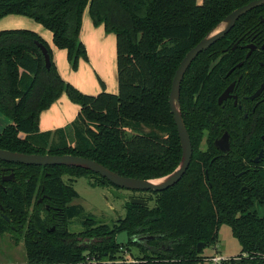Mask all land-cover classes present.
Listing matches in <instances>:
<instances>
[{
  "label": "trees",
  "instance_id": "obj_1",
  "mask_svg": "<svg viewBox=\"0 0 264 264\" xmlns=\"http://www.w3.org/2000/svg\"><path fill=\"white\" fill-rule=\"evenodd\" d=\"M252 1L0 0V21L21 16L42 25L55 46L67 52L74 71L88 59L81 40L88 11L96 27L116 35L119 79L118 94H83L62 79L38 33L0 31V113L12 121L0 132V150L84 157L131 179L168 176L183 156L170 107L175 74L192 48ZM37 43L48 49L50 69ZM249 44L259 49L247 57ZM263 45L264 6L242 17L192 64L182 83L181 105L193 159L177 185L155 193L153 207L127 201L125 217L103 224L92 214L83 216L81 205H71L80 196L72 180L66 183L62 176H95L96 187L114 188L106 179L81 168L0 162V170L11 165L30 180L4 193L0 177V232L23 238L27 264H104L131 248L140 250L143 264H203L204 250L217 244L227 225L242 246L241 260L231 264H264V216L256 211L264 207V155L254 163L264 153V101L248 99L264 81ZM242 74L236 91L242 108L233 100L219 105L224 90ZM65 93L80 106L78 117L66 128L42 132L41 114ZM226 132L232 150L223 154L215 142ZM42 194L50 198L47 219L25 210ZM78 220L83 231L71 232V222ZM123 232L129 233L128 245L117 244ZM148 237L154 239H143ZM201 243L206 246L198 251Z\"/></svg>",
  "mask_w": 264,
  "mask_h": 264
},
{
  "label": "water",
  "instance_id": "obj_2",
  "mask_svg": "<svg viewBox=\"0 0 264 264\" xmlns=\"http://www.w3.org/2000/svg\"><path fill=\"white\" fill-rule=\"evenodd\" d=\"M264 6V0H255L247 5H244L231 14H229L222 23L204 39H202L194 48H192L182 60L172 83V89L170 94V107L171 112L174 116V121L178 129L179 138L183 150V156L181 163L177 169L169 174L168 176L157 179V180H138L122 177L111 170L107 169L103 165L79 156L64 155V156H54V155H29L16 153L6 150H0V162H5L9 164H21L25 166H36V167H51V166H64L81 168L90 171L96 175L109 181L113 187L110 192L115 197L124 202L130 201L134 205H148L144 199L136 197L134 195H127L120 192L121 190L129 192H148L160 193L169 190L170 188L177 185L183 177L186 175L192 159H193V145L189 131L186 126V122L182 112L181 105V88L184 78L195 62V60L203 53L209 50L213 45L222 40L226 35H228L239 22V20L252 12L255 9ZM38 48L41 50L46 67L51 68V56L48 49L40 43H37ZM253 49V48H252ZM234 89V84L231 85L225 93L220 97L219 104H222L225 100L230 98V94ZM264 90V85L261 90L257 92L252 99L258 97ZM216 147L222 152H229L231 149L230 136L225 134L220 140L216 141ZM258 161V159L256 160ZM2 210L3 207L0 206ZM7 219V217H5ZM147 241H151L154 238L148 237L143 238ZM130 236L128 232H123L117 237L118 245H128L130 243ZM141 240H136L135 242H140ZM205 244L201 243L198 246V251H202L205 248Z\"/></svg>",
  "mask_w": 264,
  "mask_h": 264
},
{
  "label": "rangeland",
  "instance_id": "obj_3",
  "mask_svg": "<svg viewBox=\"0 0 264 264\" xmlns=\"http://www.w3.org/2000/svg\"><path fill=\"white\" fill-rule=\"evenodd\" d=\"M200 2L203 0H199ZM87 18L91 21L89 17V12L87 11ZM14 19H10V17L3 19L0 21V24L3 22H7V20H20V22L24 23L22 27L18 29H27L34 31L41 35L43 39L47 42L50 49L52 46V33L44 28L42 25L36 23L34 20L21 16H12ZM34 28H40L39 31L42 32L40 34ZM3 30H12V28H4ZM44 35V36H43ZM54 50L55 47H53ZM52 48V49H53ZM53 59L55 64L58 61L56 56V51L53 52ZM116 50H113L112 57L116 59V54H114ZM67 64V63H66ZM67 67V65H65ZM57 67V64H56ZM58 69V67H57ZM59 71V70H58ZM60 73V72H59ZM68 83V82H67ZM66 94V93H65ZM7 121L8 124H5ZM11 124V120L8 118L0 117V132L3 129ZM6 125V126H5ZM206 139H204L201 149H206ZM63 180L68 183L73 184L75 190L79 194V198L74 200L71 205H81L84 208L83 216L93 215L103 224L113 225L118 219L125 217L126 215V207L129 203L124 202L118 198H115L109 188H105L102 186H95V182L97 179L95 176H86V177H76L65 174L62 176ZM125 191V190H124ZM123 190L120 191L123 194H126ZM41 198V197H40ZM155 202L153 201L149 206L153 207ZM45 206L43 204L38 205V200L31 206L26 208V212L29 213L30 216L36 213H40L42 216H45L44 212ZM256 211L260 216H264V207H256ZM45 219H47L45 217ZM53 225L51 226V228ZM71 232L80 233L83 231V227L80 221H72L69 227ZM18 235L13 234L12 231L6 230L4 232H0V264H26L27 263V255L24 240L21 239ZM121 254L124 256L123 258L118 259L117 261H111V264H122V261L125 260H138L139 257H142L140 250L136 248L124 249ZM242 254V246L238 239H236L232 233V230L229 226L224 225L221 227L219 233V240L216 245L209 246L204 250V260L211 257H223L225 259H233L238 258ZM144 260V259H143ZM106 263L109 260H105ZM145 261V260H144ZM147 261V260H146ZM25 262V263H23ZM110 263V262H109Z\"/></svg>",
  "mask_w": 264,
  "mask_h": 264
},
{
  "label": "crops",
  "instance_id": "obj_4",
  "mask_svg": "<svg viewBox=\"0 0 264 264\" xmlns=\"http://www.w3.org/2000/svg\"><path fill=\"white\" fill-rule=\"evenodd\" d=\"M86 12L83 17L81 40L87 48L88 59H82L78 69L74 71L68 61L67 52L55 46L52 34V46L56 50L53 47L51 50L53 52L56 51L58 70L64 81L83 94L98 95L104 91L118 94L119 79L116 35L114 33H107L104 26L96 27L91 18V21L88 20ZM10 19H14V17H10ZM23 25L24 23L20 22V20H7V22L0 24V30L4 28H24L25 26L22 27ZM39 29L34 28V30L42 34ZM114 49L116 50L114 53L116 54V59L112 57ZM80 110L79 105L72 102L67 94H63L58 101L41 114L40 130L42 132H49L68 127L76 120ZM0 117L7 118L1 113ZM5 124H8L7 121Z\"/></svg>",
  "mask_w": 264,
  "mask_h": 264
},
{
  "label": "flooded vegetation",
  "instance_id": "obj_5",
  "mask_svg": "<svg viewBox=\"0 0 264 264\" xmlns=\"http://www.w3.org/2000/svg\"><path fill=\"white\" fill-rule=\"evenodd\" d=\"M226 37V36H225ZM224 37V38H225ZM238 45V44H237ZM237 45L236 46H234V48L233 49H235L236 47H237ZM246 48H247V50H248V54H247V57H250L252 54H253V52L254 51H256V50H258L259 48H258V46H256V45H254V44H249V45H247L246 46ZM253 48V49H252ZM262 49L264 50V45L262 46ZM262 65H263V63H261ZM242 64H240L239 66H241ZM245 77V74H242V75H240L239 76V78H238V80H235V81H233V82H231L229 85H228V87L224 90V92L222 93V95L225 93V91L231 86V85H233L234 84V89H233V91H232V93L230 94V98H228L227 100H225L222 104H219V99H220V97L222 96H220L219 97V99H218V104L219 105H223L225 102H227V101H230V100H233V102H234V105L235 106H239L240 108H242L241 106H240V101H239V97H238V95L236 94V91H237V86H238V83L239 82H241L242 80H243V78ZM264 85V81L261 83V85L257 88V90L254 92V94H252L251 96H249L248 97V99L249 100H251V101H258V103L257 104H259V102H263L264 101V90L261 92V94L258 96V97H256L255 99H252V97L257 93V92H259L260 90H261V88H262V86ZM247 98V97H246ZM225 134H229V133H224V135ZM223 135V136H224ZM222 136V137H223ZM229 136H230V134H229ZM221 137V138H222ZM221 138H219L218 140H220ZM218 140H216V141H218ZM216 143V142H215ZM230 144H231V136H230ZM215 146H216V144H215ZM217 148V147H216ZM218 149V148H217ZM219 150V149H218ZM231 150H232V145H231V149H230V151L229 152H222V151H220V152H222L223 154H228V153H230L231 152ZM263 155H264V153H263V151L262 152H260V154H259V156L254 160V163L255 164H258L259 162H261L262 161V159H263ZM258 159V161H256ZM7 164H9V163H7ZM0 177H1V181H2V184H1V187H2V189H3V191H4V193H8V192H11L12 190H13V188H14V186H16V185H18V186H21V187H23L24 186V183L26 184V183H29V179L28 178H24L23 177V175H22V173L21 172H18V170L16 171V167H14V166H11V165H7V166H4V167H1V170H0ZM110 189V191L113 189V188H109ZM115 189V188H114ZM42 191H44V189H42ZM122 191V190H121ZM124 191V190H123ZM124 192H126V194L127 195H134V196H136V197H139V198H142V199H144L145 200V202H147L148 203V205H150L153 201H154V199H155V193H153V192H151V191H148V192H129V191H124ZM41 197V198H40ZM47 199H50V198H48V196L46 195V194H42V195H38V196H36V199H34V201H33V204L35 203V201H37L38 200V205H40V204H43L44 206H45V208H44V212H47V210L49 211L50 210V208H49V204H48V202H47ZM149 199H151V200H149ZM127 202V201H126ZM148 205H146V206H148ZM0 206H2L1 204H0ZM3 207V206H2ZM57 209V208H56ZM58 210H61V209H59L58 208ZM0 211L1 212H4V208L1 210L0 209ZM57 213V212H56ZM45 214V213H44ZM59 216V218L62 216L61 214H59V213H57ZM41 215V214H40ZM4 218L5 217H7L6 215H4L3 216ZM41 217L42 218H47V216L45 215H41ZM54 218H56V217H54ZM6 219V218H5ZM7 221H9V219H8V217H7V219H6ZM56 230V226H53L52 227V229L50 230L49 229V231H51V232H54Z\"/></svg>",
  "mask_w": 264,
  "mask_h": 264
},
{
  "label": "built area",
  "instance_id": "obj_6",
  "mask_svg": "<svg viewBox=\"0 0 264 264\" xmlns=\"http://www.w3.org/2000/svg\"><path fill=\"white\" fill-rule=\"evenodd\" d=\"M241 258H233L231 259H225L223 257L217 256V257H211V258H207L204 260L203 264H231L232 261H240ZM110 262V263H109ZM108 263H106V261L104 262V264H111V261L109 260ZM122 264H143L142 261L140 260H125L122 261Z\"/></svg>",
  "mask_w": 264,
  "mask_h": 264
}]
</instances>
